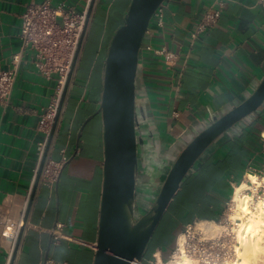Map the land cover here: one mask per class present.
<instances>
[{
  "label": "crops",
  "instance_id": "obj_1",
  "mask_svg": "<svg viewBox=\"0 0 264 264\" xmlns=\"http://www.w3.org/2000/svg\"><path fill=\"white\" fill-rule=\"evenodd\" d=\"M45 1L80 14L89 7L87 0H0V70L11 68L14 55L21 52L12 92L0 97V264H10L23 226L14 263L94 264L105 160L99 104L108 48L131 0L95 2L47 155L63 167L53 184L40 177L24 225L53 128L43 117L60 95L59 74L44 75L36 52L23 49L20 39L26 7ZM217 2L222 5L218 23L192 42L191 33ZM164 5V24H152L144 37L137 83L138 107L148 101L145 109L161 154L243 102L264 76V0H165ZM160 49L174 58L167 60ZM140 158L142 169V150ZM248 174L264 175V104L217 139L196 163L170 201L143 260L157 249L170 254L187 223L219 221ZM59 222L62 237L55 242Z\"/></svg>",
  "mask_w": 264,
  "mask_h": 264
},
{
  "label": "water",
  "instance_id": "obj_2",
  "mask_svg": "<svg viewBox=\"0 0 264 264\" xmlns=\"http://www.w3.org/2000/svg\"><path fill=\"white\" fill-rule=\"evenodd\" d=\"M165 0H131L123 24L111 39L106 58L104 89L99 104L104 124V184L102 190L99 238L94 264H134L142 261L158 224L184 180L207 149L240 121L256 113L264 104V76L255 91L243 102L233 106L212 120L183 144L176 143L158 152L159 142H154L157 162L164 172L153 183L154 194L145 195L139 184L141 169V118L146 119L151 133L152 118L144 107H138L137 83L141 75L140 54L143 40L156 9ZM96 0H91L73 65L60 98L57 116L42 158L24 225L46 162L68 88L86 36ZM175 150V153L172 152ZM178 151V152H177ZM177 152V153H176ZM166 153V154H165ZM155 164V165H158ZM145 170V171H144ZM165 170V171H164ZM145 177V176H144ZM144 214L141 215V211ZM24 231L22 227L15 253ZM10 264H14V257Z\"/></svg>",
  "mask_w": 264,
  "mask_h": 264
},
{
  "label": "built area",
  "instance_id": "obj_3",
  "mask_svg": "<svg viewBox=\"0 0 264 264\" xmlns=\"http://www.w3.org/2000/svg\"><path fill=\"white\" fill-rule=\"evenodd\" d=\"M90 4L91 0H87ZM165 1L159 5L152 16L146 34L150 33V26L155 24L162 26L165 17ZM89 6V5H88ZM222 5L220 2L210 6L191 33L192 42L200 34L215 26L221 16ZM87 11L77 13L72 7L63 4L54 5L50 1L39 4H29L23 14V23L20 39L23 49H32L39 59L37 65L40 71L47 77L53 73L59 74L58 101L49 106L43 120L50 126L54 124L58 106L68 74L73 65L77 46L84 27ZM146 36V35H145ZM164 54L167 60L173 59L174 55L165 49L157 50ZM21 52L13 57V66L7 70H0V97L10 96L14 87ZM63 167V162L46 159L41 173V182L53 184L58 179ZM230 204L228 205V209ZM200 220L187 223L176 236L174 248L169 254V260L185 254L193 259L196 264H224L238 258L239 240L234 227L224 226L217 235L207 233L200 225ZM62 223H58L53 235L55 242L62 237ZM164 261L163 253L157 249L151 259L137 261L134 264H160ZM17 264V263H14Z\"/></svg>",
  "mask_w": 264,
  "mask_h": 264
},
{
  "label": "bare ground",
  "instance_id": "obj_4",
  "mask_svg": "<svg viewBox=\"0 0 264 264\" xmlns=\"http://www.w3.org/2000/svg\"><path fill=\"white\" fill-rule=\"evenodd\" d=\"M248 181L236 186L233 196V209L229 220L237 228L236 235L239 240L238 258L227 264H264V194L255 199L254 194L258 186H264V177L248 174ZM251 191L252 193H249ZM199 225L209 234L217 235L223 225L218 222L200 221ZM160 264H196L192 258L185 254ZM225 264V263H224Z\"/></svg>",
  "mask_w": 264,
  "mask_h": 264
},
{
  "label": "rangeland",
  "instance_id": "obj_5",
  "mask_svg": "<svg viewBox=\"0 0 264 264\" xmlns=\"http://www.w3.org/2000/svg\"><path fill=\"white\" fill-rule=\"evenodd\" d=\"M140 121H141V126H142V128H143V135L144 136H146L147 135V133H146V125H147V121H146V119L143 117V118H141L140 119ZM172 152L173 153H175V150H172ZM178 152V151H177ZM176 152V153H177ZM165 171V170H164ZM148 175H149V177H150V179L143 185V189H144V193H145V195L147 196V195H150V194H154L155 192H156V190L154 189V187H153V183L157 180V178L158 177H160L164 172L161 170V168H160V165H158V168H156V169H148V170H146L145 171ZM257 175V174H256ZM258 177L259 178H261V177H264V175L263 176H259L258 175ZM246 181V180H245ZM249 193H252L251 191H248ZM264 194V186L263 185H261V186H258L257 187V189H256V192H255V194H254V197H255V199H258L259 198V196H261V195H263ZM232 209H233V202H232V200H231V202H230V208L229 209H227L226 210V212H225V215L220 219L221 221H223L222 223L223 224H225V225H227V227H229V229L231 230V228L230 227H234V229H233V231L236 233V228H237V225L233 222V221H231V220H229V218H230V215L231 214H233V212L231 213V211H232ZM141 215H143L144 214V210H142L141 211ZM220 220L219 221H217L219 224H221L220 223ZM161 224H162V221H161V223L159 224V226L160 227H158V229H157V231L155 232V234H154V236H153V238L150 240V242H149V244L150 245H152V244H154L155 243V240L157 239V237H158V235H159V230H160V228H161ZM222 225V224H221ZM168 255V260H169V254L168 253H163V255ZM168 260H167V262H168ZM225 264H227V263H225Z\"/></svg>",
  "mask_w": 264,
  "mask_h": 264
},
{
  "label": "flooded vegetation",
  "instance_id": "obj_6",
  "mask_svg": "<svg viewBox=\"0 0 264 264\" xmlns=\"http://www.w3.org/2000/svg\"><path fill=\"white\" fill-rule=\"evenodd\" d=\"M146 133H147V135L146 136H144L143 135V128H142V130H141V136H142V138H143V144H142V146H143V148H142V151H143V154L145 155V169L146 170H150V169H156V168H158V163L159 162H157L156 160V149L154 148V136H153V134L152 133H148V131H147V129H149V125H146ZM147 158V159H146ZM155 164H158V165H155ZM145 171V170H144ZM144 174V178L148 181L149 179H150V177H149V175L145 172V173H143Z\"/></svg>",
  "mask_w": 264,
  "mask_h": 264
},
{
  "label": "trees",
  "instance_id": "obj_7",
  "mask_svg": "<svg viewBox=\"0 0 264 264\" xmlns=\"http://www.w3.org/2000/svg\"><path fill=\"white\" fill-rule=\"evenodd\" d=\"M163 259H164V261H167L168 260V255H163Z\"/></svg>",
  "mask_w": 264,
  "mask_h": 264
}]
</instances>
